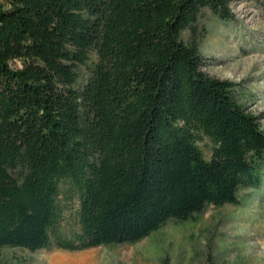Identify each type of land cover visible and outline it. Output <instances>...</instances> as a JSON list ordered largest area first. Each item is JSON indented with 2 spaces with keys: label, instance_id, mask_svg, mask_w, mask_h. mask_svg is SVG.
I'll list each match as a JSON object with an SVG mask.
<instances>
[{
  "label": "trees",
  "instance_id": "1",
  "mask_svg": "<svg viewBox=\"0 0 264 264\" xmlns=\"http://www.w3.org/2000/svg\"><path fill=\"white\" fill-rule=\"evenodd\" d=\"M205 9L235 19L230 0H0V250L133 245L261 186L263 116L203 71Z\"/></svg>",
  "mask_w": 264,
  "mask_h": 264
},
{
  "label": "rangeland",
  "instance_id": "2",
  "mask_svg": "<svg viewBox=\"0 0 264 264\" xmlns=\"http://www.w3.org/2000/svg\"><path fill=\"white\" fill-rule=\"evenodd\" d=\"M230 8L231 22H219L206 9L199 15L203 71L232 82L247 111L263 116L264 130V0H230ZM199 147L208 159L209 144ZM165 258L169 264H264V181L240 193L236 205L208 206L191 220L169 221L133 245L81 252L0 250V264H160Z\"/></svg>",
  "mask_w": 264,
  "mask_h": 264
}]
</instances>
